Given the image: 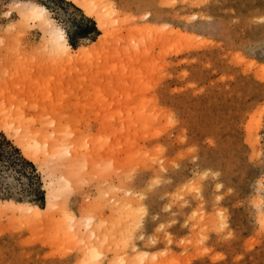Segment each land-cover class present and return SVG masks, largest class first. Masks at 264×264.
I'll return each mask as SVG.
<instances>
[{"label": "rangeland", "instance_id": "rangeland-1", "mask_svg": "<svg viewBox=\"0 0 264 264\" xmlns=\"http://www.w3.org/2000/svg\"><path fill=\"white\" fill-rule=\"evenodd\" d=\"M95 1L103 30L68 0H0V264H85L89 244L102 249L92 264H132L158 242L147 264H181L206 257L208 235L247 257L195 264H264V0ZM32 3L72 58L21 19ZM28 133L38 161L17 143Z\"/></svg>", "mask_w": 264, "mask_h": 264}, {"label": "bare ground", "instance_id": "bare-ground-1", "mask_svg": "<svg viewBox=\"0 0 264 264\" xmlns=\"http://www.w3.org/2000/svg\"><path fill=\"white\" fill-rule=\"evenodd\" d=\"M68 1L73 2L76 6H78L80 9H82L88 16L92 15L94 12H97L98 16H97L96 20H97L98 28L101 29V30L104 29L103 28L104 27L103 26L104 18L102 17V14H100V12H98V8H97L98 7V3L95 0L94 1L93 0H68ZM46 13H47L46 9L43 6H39V5H36V4H33V3L32 4H27L25 11L21 15V19L23 21L29 22L31 24H39V25H42L44 27H48L49 28L48 31H47L48 32V37H49L48 38V46L51 47L55 51V53L56 52L57 53H62L64 55H66L68 58H70L72 53H73V50H72L71 46L68 44L64 32L59 30V29H55V28L51 27L50 22L47 19V14ZM148 17H149V15L146 16V18H148ZM169 32H170V34L178 35V31H176L174 29H169ZM179 35L182 36L180 33H179ZM185 36H187V35H185ZM189 36H187V38H189ZM83 53H84V51L80 52V54H83ZM263 70H264V67H263ZM262 78H263L262 81H264V77H262ZM16 121H18V120H16ZM8 122H10V121H8ZM10 123H9V125H10ZM2 124L4 125L6 123L2 122L1 125ZM13 124H15V123H13ZM10 126H12V125H10ZM3 127H5V126H3ZM22 127L23 126L21 125V128ZM10 128H11V131H12L13 126L10 127ZM9 129H7L8 131L7 130H4V131L10 132L9 134L18 133V132H16L17 130L15 131V129H14L15 132L12 131L13 133H11V131ZM29 134L30 133H28L26 135H22L21 134L22 136L21 137L18 136V138L16 140H17V143H18L19 147H21L23 149L24 154L30 160L38 161L31 153L32 152L31 151L32 147H30L28 145V143H27V140L29 139V136H28ZM14 135H16V134H14ZM43 144L46 147L47 145H50L51 143H50V140L46 139V141ZM43 144H40L38 142V145L35 147V150L38 152L37 149L38 148H42ZM49 149H47V151ZM61 150H62V148L59 149V151H58L59 153L57 154V156L60 157V158H61V156H64V154H63L64 152H61ZM66 150H67L68 154L73 155V156L75 155L74 151L68 150V148ZM62 179H65L67 181V185H70L71 182H70V179L68 177L62 175ZM52 184L53 183L51 182L50 185H52ZM58 189L62 190V186L58 185ZM51 192H52V190H51ZM59 198H60V196H59L58 193H56V194L52 193V197L48 199V203L49 202L53 203V206H55L54 202L55 201L57 202V200ZM1 204H3V203H1ZM8 205H10L11 207H16L18 210H20L22 212H34L35 214H41L44 211L41 208L28 207L27 205L24 206V205H20V204L19 205L18 204H12V203H8ZM63 210L65 211V209H63ZM14 211H15V209H14ZM65 214H66V212H65ZM72 215H69V213H68L67 214V218H68L69 222H71V224H74L76 222V220H75L76 218L74 216H72ZM94 222H95V218L91 216V217H88L87 220L84 223V225L86 227V230L90 231V237H93V238L98 237L96 228H95V230L92 228V226L94 225ZM78 228L79 227H77V226H76V228H74V225H71L68 230H71V232H75V231L78 230ZM78 233L79 232H77V234ZM65 254L67 255V253H65ZM60 255H61V253H60ZM63 255H64V253H63ZM101 256H102V249H101V247L99 245H97V244H89V245H87L85 247V250H84V262H85V264H92L94 261H98ZM149 257H150L149 254H147L146 252H137L136 259H135V261H133L132 264H147V262H148L147 260L149 259ZM195 258L196 257L190 258L188 261L185 260V262L183 261L184 263L181 262V264H189ZM124 262H125L124 259L120 260L121 264H126Z\"/></svg>", "mask_w": 264, "mask_h": 264}, {"label": "crops", "instance_id": "crops-1", "mask_svg": "<svg viewBox=\"0 0 264 264\" xmlns=\"http://www.w3.org/2000/svg\"><path fill=\"white\" fill-rule=\"evenodd\" d=\"M204 197L205 199H208L209 196L207 194H204ZM195 204H191V206L193 207ZM208 204H207V208H208ZM185 215V214H183ZM176 217V216H175ZM184 216L179 217L177 216L176 217V223L174 224H170L168 225L169 227L166 229V231L168 232L169 235H171L172 237V242L171 244L168 245V248L170 249V251L174 254V255H181L183 254V250L182 248L180 247H177L175 242L179 239V238H182V237H185L188 235L187 231L182 229L180 227V224L182 223V221L184 220L183 218ZM171 219V216H168V214H164V213H161L160 216H159V221H169ZM157 223V222H156ZM156 223H151V222H145L144 224V230H145V233H151L152 230H153V227L154 225H156ZM204 245L207 249L210 250V252L206 255V257L204 258H196L194 259L191 264H195V263H198L199 261L201 260H205L207 263H208V259L209 257L211 256V254L215 253V252H221L223 253L226 257H229L233 254H236V253H242V255H246L247 253H245L243 251V247H242V243L241 245L237 246V248H235V250L233 251H229L225 248V246L221 243V241H218L216 239V237L214 235H208L207 236V239L206 241L204 242ZM139 247L140 249H143V250H146L145 252L147 253H154V252H159V251H162L164 250L165 246L162 242H158L154 247H150V248H144L143 247V244H139ZM232 252V253H231ZM185 254H192L193 253V250L191 248L185 250L184 252ZM247 257V255H246ZM206 263V264H207Z\"/></svg>", "mask_w": 264, "mask_h": 264}]
</instances>
